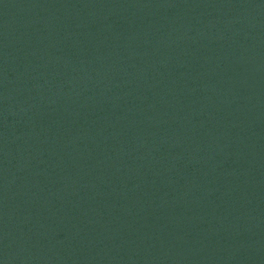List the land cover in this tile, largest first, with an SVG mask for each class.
<instances>
[{"label": "water", "instance_id": "1", "mask_svg": "<svg viewBox=\"0 0 264 264\" xmlns=\"http://www.w3.org/2000/svg\"><path fill=\"white\" fill-rule=\"evenodd\" d=\"M0 264H264V0H0Z\"/></svg>", "mask_w": 264, "mask_h": 264}]
</instances>
